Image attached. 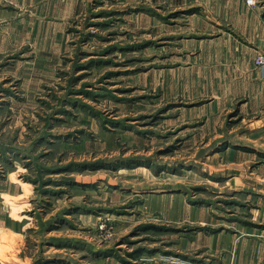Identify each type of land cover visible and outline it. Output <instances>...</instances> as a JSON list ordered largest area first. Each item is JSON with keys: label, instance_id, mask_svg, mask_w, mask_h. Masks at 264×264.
<instances>
[{"label": "rangeland", "instance_id": "374dc122", "mask_svg": "<svg viewBox=\"0 0 264 264\" xmlns=\"http://www.w3.org/2000/svg\"><path fill=\"white\" fill-rule=\"evenodd\" d=\"M205 10L31 0L13 13L0 264H264V83Z\"/></svg>", "mask_w": 264, "mask_h": 264}, {"label": "crops", "instance_id": "0c3cea01", "mask_svg": "<svg viewBox=\"0 0 264 264\" xmlns=\"http://www.w3.org/2000/svg\"><path fill=\"white\" fill-rule=\"evenodd\" d=\"M10 1L14 2L15 5L11 6L0 0V20L3 21L0 22L2 24L0 25V54H9L8 51L12 49V39H15L16 35L15 31L2 29H6L10 22L15 21L13 13L28 7L31 0ZM40 1L34 0V3L39 5ZM190 2L201 7L205 6L206 15L201 14L204 21L216 24L217 37L230 41L235 46V49L241 51L240 58L243 60L241 67L249 71L253 69L258 86L262 87L264 83V68L256 66L253 60L257 50L262 46L264 0H259L255 7L247 6L243 0H190ZM208 242L210 247L223 245L222 242L212 239L208 240ZM180 255H182L181 258L187 259L183 257L185 253Z\"/></svg>", "mask_w": 264, "mask_h": 264}, {"label": "built area", "instance_id": "2783aa9c", "mask_svg": "<svg viewBox=\"0 0 264 264\" xmlns=\"http://www.w3.org/2000/svg\"><path fill=\"white\" fill-rule=\"evenodd\" d=\"M248 4H254V0H246ZM262 46L261 48L256 52L254 57V64L256 66H259L261 68H264V26H263V36H262Z\"/></svg>", "mask_w": 264, "mask_h": 264}]
</instances>
